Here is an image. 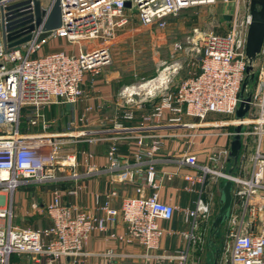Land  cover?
I'll use <instances>...</instances> for the list:
<instances>
[{
  "label": "built area",
  "instance_id": "built-area-1",
  "mask_svg": "<svg viewBox=\"0 0 264 264\" xmlns=\"http://www.w3.org/2000/svg\"><path fill=\"white\" fill-rule=\"evenodd\" d=\"M40 1L45 12L40 24L31 32V39L10 48L3 37L5 24L18 17L34 16V0L0 1V264H10L14 254L32 255L38 260L43 259L45 264H78L85 255V242L94 231L109 232L110 238H117L127 244H140L146 250V257L159 263L177 260L179 264H186L191 245L203 242V238L193 230L185 235L189 241L185 249L174 254L155 253L160 248L163 235L159 220L172 219L177 210L175 205L160 199L161 180L156 178L155 164L162 139L167 136L161 131V127L187 126L197 129L206 126L184 123L185 117L198 119L202 124L210 115L215 114L229 118L224 124L243 126L241 135L244 143H248L249 138L255 143L253 172L249 178L227 173L225 169L221 170L213 165L219 163L223 156H228V149L211 154L210 163L201 167L202 171L197 177L188 175L186 178L192 183L204 182L206 176L213 173L231 180L238 206L244 210L249 208L254 215L259 214L264 208L262 200H257L258 191L264 187V46L249 112L243 120H238L235 115L241 101L240 93L248 64L246 42L252 22L251 0H223L234 4L232 12L226 11L224 14L230 17L228 20L224 18L226 30L205 31L200 39L193 38L186 46L194 51L193 58L198 64L199 72L184 79L176 90H172L167 83L163 85V89L159 86L147 90L149 98L155 96L154 92L159 88L164 92L158 101H154L153 111L149 116L157 121L151 128L152 132H148L150 127L141 124L140 129H137L139 133L135 135L137 151L134 153V160L136 163L145 162L147 166L145 182L136 187L138 195L125 198L120 207H115L112 201L117 196L116 190L106 193L104 200L100 194H96L95 201L102 215L94 216L65 202L62 193L56 188L52 192V199L43 207L50 224L38 228H20L14 225L13 194L17 188L31 182L59 181L58 173L65 172L66 168L73 170L72 177L78 175L75 170L77 156L75 153L61 155L62 141L20 131L22 114L26 113L28 127L40 126L43 130L49 128L45 107L55 102L75 104L84 97L86 75L97 76L110 63L109 48L104 43L114 40L120 29L131 20H137L145 26L163 28L170 17L181 10L216 5L218 2L59 0L61 25L40 39L48 32L45 23L57 0ZM12 5L18 6L8 9ZM242 7H247L246 11ZM19 13L22 14L14 16ZM12 16L14 17L11 18ZM53 38L64 39L69 45L77 46V50L65 48L37 54ZM84 42H88L87 46ZM175 46L179 50L183 49L182 44L176 43ZM139 88L136 85L125 86L122 95L126 103H135V96L139 94L136 89ZM133 116L134 111L124 113L127 120H133ZM87 117L84 114L80 121L84 122ZM163 120L166 124L161 123ZM229 134L235 135V132ZM101 138L95 136L88 140L93 142ZM106 156L108 170L118 173L120 179L127 173L133 179L141 171L140 168L135 171L130 169V161L121 159L115 144L111 145ZM183 161L192 167L199 165L197 156L193 154L186 155ZM148 189L152 191L149 193ZM77 192L76 188H72L68 193L77 195ZM33 208L37 209V204H33ZM209 215V204L199 198L195 209L188 210L185 218H208ZM119 219L126 226L124 234L109 230V224H115ZM229 221L230 231L220 247L218 264H264V217H260L262 229L259 233L243 229L236 216ZM118 255L129 256L109 249L103 254L106 259L104 264H123L115 260ZM63 258H67L68 262L60 263Z\"/></svg>",
  "mask_w": 264,
  "mask_h": 264
},
{
  "label": "crops",
  "instance_id": "crops-1",
  "mask_svg": "<svg viewBox=\"0 0 264 264\" xmlns=\"http://www.w3.org/2000/svg\"><path fill=\"white\" fill-rule=\"evenodd\" d=\"M52 40H55V44L53 45L55 47L54 49H50V41ZM52 40L47 44V52H54L65 48L67 50H77V46L69 45L62 39L56 38ZM170 74H173V72ZM159 78L161 76L144 83V85H155V83L162 81L158 80ZM170 80L168 79L160 85L163 86L167 83L172 90H176L183 81L181 80L175 84ZM121 81L122 78L119 77V73L117 72L105 73L103 71L97 76H92L91 74L86 75L83 86L86 93L82 99L75 104L55 102L47 105L45 112L49 128L43 130L40 126H33L26 133L29 135L52 137L53 139L62 141L61 155L69 153L76 154L77 166L75 170L78 175L75 178L72 177L73 170L66 168V174H63V172L58 173L60 180L54 181L57 183L55 188L60 190L65 202L76 205L86 213L94 216L102 215L95 201L96 194H100L102 200H104L106 193L111 190H116L117 196L113 198L112 204L115 207H120L125 198L138 195L136 187L145 182L147 175L145 162L136 163L134 160V153L137 151V137L135 135L139 133L137 129H140L141 124L150 127L148 130L150 132L153 125L157 123L156 120L149 118L153 111V104L149 101L151 99L158 101L162 90L157 91V96H153L152 98L137 94L141 100L135 97V103H126L125 97L122 95V90L117 89V85ZM129 110L135 111L136 113V118L133 120H127L123 117L124 112ZM84 114L88 117L83 122L80 121V118ZM228 119L225 116L212 114L201 124L198 119L185 117L184 123H198L200 126H206L198 127L197 129H191L187 126L161 127V131L166 133L167 136L162 139V147L157 153V161L155 164L156 178L157 180H161V188L159 190L160 199L175 205L177 210L172 219L159 220V225L163 229V235L160 241V248L155 252L156 254H162L164 252L174 254L185 249L189 244L185 235L193 230L197 236L203 238V242L197 245H191L186 264H200L201 261V264H213L216 248L221 247L223 239L229 234V220L231 217L236 216L243 229L250 230L254 233L261 231L260 217H264V208L259 211L258 215H254L249 208L246 210L241 209L238 206V200L234 197L232 187L233 202L230 217L221 226L220 231L215 237L217 246L212 244L210 247L208 243L210 241L212 222L221 207L220 200L222 194L220 187L226 179L213 173L208 174L204 182L197 181L192 183L186 178L188 175L197 177L202 171L201 167L210 163V155L215 152L221 153L223 149L229 150L228 156L224 157L222 155L223 157L219 163H213L215 167L221 170L225 169L227 173L232 168L233 174L243 178H249L251 176L254 166L252 157L255 150V143L252 140H250V143H244L242 140V148L237 164L235 165L232 161H229L231 142L234 137L229 132H234L235 126L223 123ZM161 123L166 124L165 120ZM215 124L219 126L213 127L212 125ZM78 126L88 128L79 130L77 129ZM78 135L80 137H77ZM95 136L102 138L93 142L88 140V138ZM113 144L118 146V154L121 159L123 161H130L129 166H131V170L135 171L136 168L141 169L133 179L129 175L130 173L125 174L120 179L118 173L108 170L106 155ZM69 145L74 146L75 151L62 152L63 148ZM190 154L197 156L199 164L197 167H192L183 161L184 157ZM122 171L124 172V170ZM72 188L77 189V195H70L68 193ZM151 191L152 189L147 190L149 193ZM37 194L31 197L32 200L35 199ZM199 198L209 204V217L202 218L198 216L186 220V212L195 209ZM51 199L52 195L48 200L50 201ZM257 200H262L264 205V187L258 191ZM47 203L45 202V204ZM33 204L36 203L31 201L30 206L32 208ZM25 208H19L20 214L22 211H25ZM37 212L41 214L40 210H37ZM23 214L21 215L26 216L28 210L23 212ZM44 218L46 221L44 226L50 224L46 216ZM109 230L116 234H124L126 226L119 219L115 224H109ZM109 249H112L117 254L129 255H118L115 258L117 262L123 264H179L177 260H166L159 263L155 259H148L145 255L146 250L142 245L137 243L127 244L117 238H110L109 232L101 233L99 231H94L85 242V255L80 258L78 264H104L106 259L103 254ZM66 262H68L67 258H63L60 261V263ZM10 264L45 263L43 259L38 260L32 255L14 254L10 259Z\"/></svg>",
  "mask_w": 264,
  "mask_h": 264
},
{
  "label": "rangeland",
  "instance_id": "rangeland-1",
  "mask_svg": "<svg viewBox=\"0 0 264 264\" xmlns=\"http://www.w3.org/2000/svg\"><path fill=\"white\" fill-rule=\"evenodd\" d=\"M45 1L43 0V2ZM233 8V3H225L223 0H218L216 5L191 7L181 10L177 15L171 16L168 24L163 28L145 26L137 20H131L120 29L114 40L104 43L109 48L111 60L109 64L104 66L103 71L105 73H119L122 81L117 85L118 90H123L128 85H136L137 88L140 86L136 90L140 96L143 95L144 97L148 96L147 89L145 90V87H142L144 83L158 78L162 73H165L164 80L167 77L165 81L171 79L170 81L175 84L192 77L199 72V67L193 58L194 51L186 47L188 41L193 38L200 39L202 33L205 31L222 32L226 30L224 14H226V11L232 12ZM242 9L244 10L245 8L242 7ZM62 40L65 41L64 39ZM49 41L37 54L51 53L47 52V44ZM92 42L96 43V41ZM176 43L182 44L183 49H177V46H175ZM201 43V40H199V44ZM50 44V49H54L55 47L53 45L55 44V40L50 41ZM83 44L87 46L88 42H84ZM260 66L261 58L256 62L255 72L259 71L258 68ZM171 72L173 74H170ZM164 80L159 83H163ZM255 81L256 79L251 83V89H253L256 83ZM161 88L163 89V86ZM162 89L159 88L157 91ZM156 92H154L156 94L154 97L157 96ZM163 92L164 90L160 93L162 94ZM135 97L141 100L137 95ZM149 102L153 104L154 100L151 99ZM25 114H22L20 131L27 133L31 127H28L26 124ZM133 118H136L135 111ZM86 128L77 127L79 130ZM250 140L252 138H249V143ZM72 151H75V147L70 145L65 146L62 150V152ZM63 174H66V172H63ZM56 185L57 183L54 181L46 183L31 182L17 188L13 194V224L20 228H38L44 226L46 221L44 220L45 214L43 207L45 202L47 203L49 201V197L51 198L53 190L56 189ZM34 194L37 195L32 200L31 197ZM31 201L37 204L38 208L36 210L30 206ZM20 207H26L25 211L21 212L23 214V212L28 210L26 216L20 214ZM37 210H40L41 214Z\"/></svg>",
  "mask_w": 264,
  "mask_h": 264
},
{
  "label": "water",
  "instance_id": "water-1",
  "mask_svg": "<svg viewBox=\"0 0 264 264\" xmlns=\"http://www.w3.org/2000/svg\"><path fill=\"white\" fill-rule=\"evenodd\" d=\"M2 1V0H0ZM29 2V1H27ZM23 4V3H21ZM20 4V5H21ZM129 5V3H127ZM18 5H12L8 9L17 7ZM34 10L35 15H30L29 17H18L14 20L9 21L5 24L6 30H3L4 41L7 46L13 47L31 39V32L40 24L42 20V15L44 10L41 6L40 0H34ZM250 12L252 15V22L249 26L247 42H246V56H247V67H246V77L244 79L242 90L240 93V104L236 111V119L243 120L250 109V102L252 100V89L251 83L255 80V65L257 60L260 58L262 48L264 46V0H251ZM22 13L16 14L14 16H20ZM12 16L11 18H13ZM225 19H229V15L224 16ZM10 19V18H8ZM34 21V22H33ZM4 24V21H3ZM61 25V7L60 1L57 0L54 4L52 11L49 15L48 20L45 23L46 30H52L58 28ZM6 31L8 34H6ZM49 35V32L44 33L40 39L45 38ZM243 126L241 124L234 127L235 135L231 142L229 161L233 164H237L238 158L242 148V135L241 131ZM229 173H233V169H229ZM232 181L226 180L220 187L221 190V207L218 214L215 216L212 222L211 235L209 246L216 244V235L221 229V226L228 221L231 212V206L233 202L232 195ZM221 254V248L217 247L215 250V257L213 264H218Z\"/></svg>",
  "mask_w": 264,
  "mask_h": 264
},
{
  "label": "bare ground",
  "instance_id": "bare-ground-1",
  "mask_svg": "<svg viewBox=\"0 0 264 264\" xmlns=\"http://www.w3.org/2000/svg\"><path fill=\"white\" fill-rule=\"evenodd\" d=\"M53 30V29H52ZM48 32H50L51 30H47ZM47 33V32H46ZM167 73V72H166ZM164 73L161 75V78H159L158 80H163L164 78ZM166 78V77H165ZM165 81V80H164ZM164 83V82H163ZM151 84V83H150ZM150 84H148V85H150ZM156 84V83H155ZM160 84L161 83H159V84H156V85H150V86H147V85H143L142 87H145V89H147V90H153L154 88H157V87H159L160 86ZM133 91H135V89H133ZM4 176H5V174H4Z\"/></svg>",
  "mask_w": 264,
  "mask_h": 264
},
{
  "label": "trees",
  "instance_id": "trees-1",
  "mask_svg": "<svg viewBox=\"0 0 264 264\" xmlns=\"http://www.w3.org/2000/svg\"><path fill=\"white\" fill-rule=\"evenodd\" d=\"M257 75H258V71L256 72V77H255V79H257ZM256 82V81H255Z\"/></svg>",
  "mask_w": 264,
  "mask_h": 264
}]
</instances>
